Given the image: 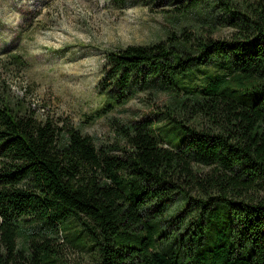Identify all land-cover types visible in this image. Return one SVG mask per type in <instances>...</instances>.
Segmentation results:
<instances>
[{
  "label": "trees",
  "instance_id": "16d2710c",
  "mask_svg": "<svg viewBox=\"0 0 264 264\" xmlns=\"http://www.w3.org/2000/svg\"><path fill=\"white\" fill-rule=\"evenodd\" d=\"M179 1L164 38L106 53L101 93L121 104L135 85L167 98L155 118L111 120L112 140L37 116L0 82V264H63L69 223L93 242L73 239L92 264H264V0ZM202 2L227 16L228 37H213L212 15L181 24ZM2 65L27 63L13 53ZM256 90L252 104L234 99ZM159 121L186 142H162Z\"/></svg>",
  "mask_w": 264,
  "mask_h": 264
},
{
  "label": "rangeland",
  "instance_id": "374dc122",
  "mask_svg": "<svg viewBox=\"0 0 264 264\" xmlns=\"http://www.w3.org/2000/svg\"><path fill=\"white\" fill-rule=\"evenodd\" d=\"M180 5L179 0H0V82H5L37 116L67 118L96 145L112 140L111 120L155 118L167 98L164 94L154 97L135 85L130 87L135 93L121 104L112 101L108 92L101 93L106 53L164 38L165 31L178 22H169L164 11ZM211 8V2H202L180 22L199 23L201 17L212 15L209 27L213 37H228L233 27L227 16ZM203 25L207 31L208 25ZM13 53L22 55L25 68L2 65ZM217 70L215 64H207L185 81L198 86ZM259 97L256 90L238 93L234 99L252 104ZM154 127L157 137L171 148L186 142L184 133L170 122H154ZM61 229L72 240H62L58 232L61 262L92 264V251L73 240L86 237L75 234L80 232L78 226L69 223ZM88 240L89 247L94 248ZM115 242H126V238L119 236ZM129 243L134 244L135 238Z\"/></svg>",
  "mask_w": 264,
  "mask_h": 264
}]
</instances>
